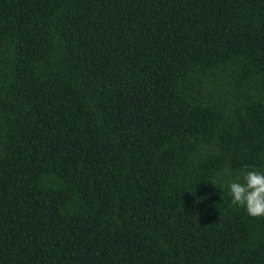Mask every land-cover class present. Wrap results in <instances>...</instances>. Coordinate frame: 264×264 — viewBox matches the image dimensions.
Instances as JSON below:
<instances>
[{"label":"trees","instance_id":"trees-1","mask_svg":"<svg viewBox=\"0 0 264 264\" xmlns=\"http://www.w3.org/2000/svg\"><path fill=\"white\" fill-rule=\"evenodd\" d=\"M245 167L264 0H0V264H264Z\"/></svg>","mask_w":264,"mask_h":264},{"label":"clouds","instance_id":"clouds-1","mask_svg":"<svg viewBox=\"0 0 264 264\" xmlns=\"http://www.w3.org/2000/svg\"><path fill=\"white\" fill-rule=\"evenodd\" d=\"M227 191L231 204L242 207L249 216H264V170L245 167L239 173L233 174L231 169L225 170ZM214 185L223 184L212 182Z\"/></svg>","mask_w":264,"mask_h":264}]
</instances>
